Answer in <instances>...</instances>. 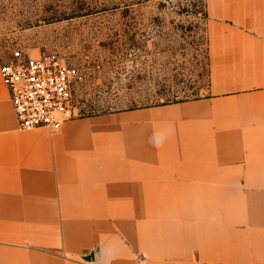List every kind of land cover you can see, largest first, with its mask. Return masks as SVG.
<instances>
[{"label":"crops","instance_id":"crops-1","mask_svg":"<svg viewBox=\"0 0 264 264\" xmlns=\"http://www.w3.org/2000/svg\"><path fill=\"white\" fill-rule=\"evenodd\" d=\"M208 84L20 130L0 77V264H264V0H204Z\"/></svg>","mask_w":264,"mask_h":264},{"label":"rangeland","instance_id":"rangeland-1","mask_svg":"<svg viewBox=\"0 0 264 264\" xmlns=\"http://www.w3.org/2000/svg\"><path fill=\"white\" fill-rule=\"evenodd\" d=\"M204 0H0V54H56L82 74L73 117L198 98Z\"/></svg>","mask_w":264,"mask_h":264},{"label":"built area","instance_id":"built-area-1","mask_svg":"<svg viewBox=\"0 0 264 264\" xmlns=\"http://www.w3.org/2000/svg\"><path fill=\"white\" fill-rule=\"evenodd\" d=\"M0 77L20 130L56 132L74 116L73 95L82 74L56 54L8 48L0 54Z\"/></svg>","mask_w":264,"mask_h":264}]
</instances>
